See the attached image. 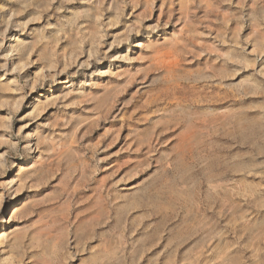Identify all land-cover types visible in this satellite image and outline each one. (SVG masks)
<instances>
[{
  "label": "rangeland",
  "instance_id": "1",
  "mask_svg": "<svg viewBox=\"0 0 264 264\" xmlns=\"http://www.w3.org/2000/svg\"><path fill=\"white\" fill-rule=\"evenodd\" d=\"M0 264H264V0H0Z\"/></svg>",
  "mask_w": 264,
  "mask_h": 264
},
{
  "label": "bare ground",
  "instance_id": "2",
  "mask_svg": "<svg viewBox=\"0 0 264 264\" xmlns=\"http://www.w3.org/2000/svg\"><path fill=\"white\" fill-rule=\"evenodd\" d=\"M6 213V211H4V214ZM4 216V215H3ZM3 219V218H2Z\"/></svg>",
  "mask_w": 264,
  "mask_h": 264
}]
</instances>
